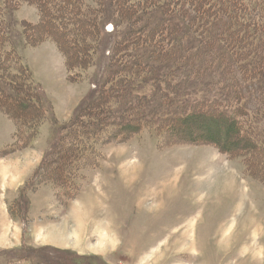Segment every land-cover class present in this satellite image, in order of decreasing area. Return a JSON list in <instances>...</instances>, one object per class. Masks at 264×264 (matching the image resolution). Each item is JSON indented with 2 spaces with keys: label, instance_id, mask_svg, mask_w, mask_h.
<instances>
[{
  "label": "trees",
  "instance_id": "1",
  "mask_svg": "<svg viewBox=\"0 0 264 264\" xmlns=\"http://www.w3.org/2000/svg\"><path fill=\"white\" fill-rule=\"evenodd\" d=\"M23 4L36 7L38 22L15 20ZM105 30L115 40L102 79L93 75L95 90L60 124L22 63L16 35L29 47L53 42L69 81L79 84L95 66ZM0 112L14 124L18 149L50 123L55 145L38 166L61 197H74L68 184L94 144L143 130L163 142L198 131L191 144L240 159L246 175L264 184V0H0ZM2 257L14 260L7 264H96L28 245Z\"/></svg>",
  "mask_w": 264,
  "mask_h": 264
},
{
  "label": "rangeland",
  "instance_id": "2",
  "mask_svg": "<svg viewBox=\"0 0 264 264\" xmlns=\"http://www.w3.org/2000/svg\"><path fill=\"white\" fill-rule=\"evenodd\" d=\"M14 18L36 23L39 15L23 4ZM114 40L105 30L95 66L78 84L69 81L53 42L29 47L16 35L22 63L60 124L74 119L95 90L89 83L93 75L102 79ZM39 130L30 147L18 149L14 124L0 112V246L18 245L32 230L31 247L96 264H264V184L246 175L240 159L191 144L200 132L163 142L143 130L124 142L114 136L94 144L95 153L86 154L92 159L68 184L74 197L65 198L39 169L55 145L47 120ZM8 260L14 261L2 257L0 264Z\"/></svg>",
  "mask_w": 264,
  "mask_h": 264
},
{
  "label": "crops",
  "instance_id": "3",
  "mask_svg": "<svg viewBox=\"0 0 264 264\" xmlns=\"http://www.w3.org/2000/svg\"><path fill=\"white\" fill-rule=\"evenodd\" d=\"M20 185V184H18ZM7 209V207H6ZM33 233H32V230H28V233L27 234H22V243H19L18 245H16V243H6L7 245L6 246H0V249L2 250H11V249H14V248H17V246H22V245H28V246H31V240L33 238ZM26 242V243H24Z\"/></svg>",
  "mask_w": 264,
  "mask_h": 264
}]
</instances>
